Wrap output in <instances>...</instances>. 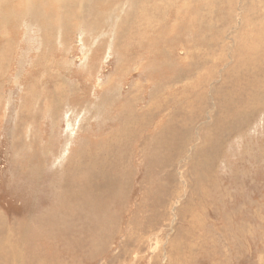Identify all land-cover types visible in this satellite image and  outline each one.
<instances>
[{
	"label": "rangeland",
	"instance_id": "1",
	"mask_svg": "<svg viewBox=\"0 0 264 264\" xmlns=\"http://www.w3.org/2000/svg\"><path fill=\"white\" fill-rule=\"evenodd\" d=\"M2 1L0 264H264V0Z\"/></svg>",
	"mask_w": 264,
	"mask_h": 264
},
{
	"label": "bare ground",
	"instance_id": "2",
	"mask_svg": "<svg viewBox=\"0 0 264 264\" xmlns=\"http://www.w3.org/2000/svg\"><path fill=\"white\" fill-rule=\"evenodd\" d=\"M26 1H28V0H26ZM67 1H69L70 2V0H64V3H63V6L62 7H64L65 5H66V3H67ZM72 1V0H71ZM83 1V0H82ZM92 1V0H91ZM38 2H39V4H40V1L38 0ZM63 2V1H62ZM68 2V3H69ZM86 2V1H85ZM61 3V2H60ZM2 4L4 5V2L2 1V0H0V21L1 22H4L3 20H5V19H7V18H9V17H7V16H5V14H7V15H10L11 14V5H9V7H10V9H9V11H3V12H1V8L3 7L2 6ZM89 4V3H88ZM43 5V4H42ZM100 5V4H99ZM29 6V5H28ZM30 7V6H29ZM34 7V6H33ZM40 7V6H39ZM84 7V6H83ZM78 9V8H77ZM37 10H39V9H37ZM66 10V9H65ZM93 12V11H92ZM81 13V12H80ZM83 13V12H82ZM13 14V13H12ZM11 14V15H12ZM81 16V15H80ZM87 16H89V15H87ZM2 24H4V23H2ZM6 27V26H5ZM2 31V30H1ZM6 39V38H5ZM1 74V73H0ZM259 79V78H258ZM260 88H261V90H263L264 91V83L263 84H261L260 85Z\"/></svg>",
	"mask_w": 264,
	"mask_h": 264
}]
</instances>
